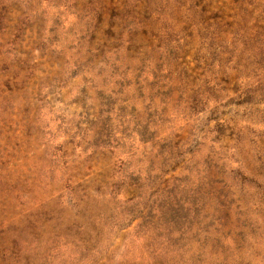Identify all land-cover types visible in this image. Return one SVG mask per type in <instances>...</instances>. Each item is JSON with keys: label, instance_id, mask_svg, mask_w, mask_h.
<instances>
[{"label": "clouds", "instance_id": "1", "mask_svg": "<svg viewBox=\"0 0 264 264\" xmlns=\"http://www.w3.org/2000/svg\"><path fill=\"white\" fill-rule=\"evenodd\" d=\"M0 264H264V0H0Z\"/></svg>", "mask_w": 264, "mask_h": 264}]
</instances>
